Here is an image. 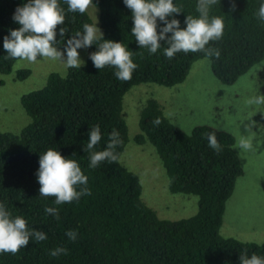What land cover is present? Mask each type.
<instances>
[{
    "label": "trees",
    "instance_id": "trees-1",
    "mask_svg": "<svg viewBox=\"0 0 264 264\" xmlns=\"http://www.w3.org/2000/svg\"><path fill=\"white\" fill-rule=\"evenodd\" d=\"M27 0H0V71L10 73L16 60L6 59L3 38L10 29L20 27L12 19L18 6ZM182 8L168 17L180 21L186 28L187 15L197 17L198 0H173ZM264 0H217L210 16L224 21L223 37L206 47L220 49L219 59L212 57L213 73L225 84L235 83L255 64L264 59V22L254 15ZM65 13V24L57 26V47L72 34L83 31L85 23L94 25L91 14L68 11L65 0H59ZM99 15L103 39L121 42L132 52L138 67L131 80L122 82L115 69L98 70L89 58L97 45L88 47L82 68H69L66 74L52 72L42 88L22 96V104L31 117L19 133L0 131V203L13 217L21 216L29 229L43 231L47 239L30 240L19 253L0 254V264H241L240 255L246 250L264 257V242H248L221 234L226 204L232 196L237 179L244 174L240 156L234 148L233 133L208 124H198L187 132L165 113L161 103L149 98L141 111L138 144L150 142L157 150L170 176L172 192L196 194L199 208L193 216L178 220L165 219L142 199V184L137 173L119 163L102 162L89 167V155L82 149L89 131L99 125L102 139L96 146L104 150L113 130L119 132L122 144L116 148L121 158L130 134L123 115L124 95L135 85L156 83L171 87L183 82L194 62L205 58L204 53H177L168 59L167 47L155 54L139 48L131 33L132 13L123 0H93ZM69 29L65 37L59 28ZM163 22L157 19V31ZM99 35V33H98ZM168 35H171L169 33ZM102 42V40H101ZM29 68L20 69L17 79L28 78ZM160 117L162 123L153 125ZM215 133L222 151L217 154L209 147L207 134ZM49 148L78 162L88 177L90 196L62 205L54 197L39 196L36 172L39 156ZM46 206L59 210L60 219L45 214ZM76 230L75 242L66 236ZM67 247L68 255L50 257L57 247Z\"/></svg>",
    "mask_w": 264,
    "mask_h": 264
},
{
    "label": "clouds",
    "instance_id": "clouds-1",
    "mask_svg": "<svg viewBox=\"0 0 264 264\" xmlns=\"http://www.w3.org/2000/svg\"><path fill=\"white\" fill-rule=\"evenodd\" d=\"M125 6L131 10L133 27L132 35L135 37L139 48H145L149 54H155L161 49V41L167 45L163 49V55L168 59L175 57L177 53L202 52L205 57L219 59L221 52L218 48L206 47L210 42L218 41L224 34V21L219 16H210L212 6L217 0H198L197 17L187 15L186 28L180 27L178 19L168 17L179 14L183 10L174 4L173 0H123ZM68 11L84 14L93 5V0H65ZM231 11L236 8L235 0H230ZM257 19L264 22V3H261L258 12L254 14ZM12 19L20 27L10 29L9 35L3 38V48L7 53L6 59L35 63L38 57L42 59L61 61L66 69L82 68L80 48H88L97 45V51L91 52L89 58L93 66L98 70L105 67L115 69V77L127 82L131 80L133 71L138 67L133 62V53L128 51L121 42L103 39V33L94 25L85 23L83 31H77L64 43V50L57 47V26L65 24V13L60 7L59 0H27L22 6H18ZM157 19L163 22V26L157 31ZM69 29L65 26L59 28L61 39L65 37ZM99 33V35H98ZM171 33V35H168ZM102 40V42H101ZM264 65H254L249 74H255L257 69ZM245 103L248 106H256V111L264 113V95L259 94L248 98ZM169 117L171 113H165ZM153 125L162 123L160 117L152 121ZM215 125H213L214 127ZM249 134L241 135L234 145L240 150V154L253 149L252 137L254 133L248 127ZM99 125L94 126L88 133L86 144L82 149L89 155V167L95 169L102 162L119 163L120 158L116 148L122 144L119 132L113 130L104 150L97 151L96 146L101 141ZM208 145L219 154L222 147L215 133L207 134ZM257 143L256 147H259ZM36 177L40 185L39 196L44 198L54 197L55 205L79 201L83 196H90L88 177L82 171L76 160L68 159L58 150L49 148L39 156V168ZM45 214L52 215L59 220V210L54 206H46ZM66 236L75 242L78 238L76 230H68ZM36 243L47 239L46 233L29 229L27 221L21 216L13 217L11 212L0 203V254L10 253L16 255L21 248L28 246L30 240ZM67 247H57L50 250V257L68 255ZM241 264H264V257L253 253L250 257L246 250L240 255Z\"/></svg>",
    "mask_w": 264,
    "mask_h": 264
},
{
    "label": "rangeland",
    "instance_id": "rangeland-1",
    "mask_svg": "<svg viewBox=\"0 0 264 264\" xmlns=\"http://www.w3.org/2000/svg\"><path fill=\"white\" fill-rule=\"evenodd\" d=\"M98 10L94 4L88 9L100 29ZM77 51L85 62L88 48ZM255 65H264V59ZM23 68L32 73L19 80L17 73ZM67 71L61 61L41 57L35 63L16 61L10 73L0 71V131L19 133L32 120L22 104V96L45 86L52 72L64 75ZM259 94L264 95V66L257 69L256 75L248 71L235 83L225 84L213 73L211 60L205 57L194 62L187 78L175 86L142 83L124 95L123 115L130 138L120 161L139 175L142 199L159 217L178 220L193 216L199 208V196L172 192L170 176L153 144L135 141L141 111L149 98L157 99L164 113H171L169 118L187 132L198 124L215 125L233 133L237 140L241 135L247 136L248 127L251 128L253 149L240 154L236 148L244 174L237 179L227 201L221 234L242 241L264 242V113L257 111L253 115L256 106L245 103Z\"/></svg>",
    "mask_w": 264,
    "mask_h": 264
}]
</instances>
